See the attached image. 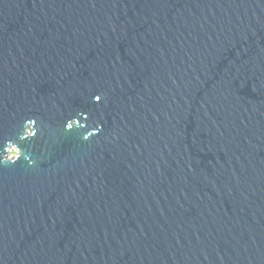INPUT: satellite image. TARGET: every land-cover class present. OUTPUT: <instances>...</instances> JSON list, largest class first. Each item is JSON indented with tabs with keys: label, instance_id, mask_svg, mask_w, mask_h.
Instances as JSON below:
<instances>
[{
	"label": "water",
	"instance_id": "water-1",
	"mask_svg": "<svg viewBox=\"0 0 264 264\" xmlns=\"http://www.w3.org/2000/svg\"><path fill=\"white\" fill-rule=\"evenodd\" d=\"M0 264H264V0H0Z\"/></svg>",
	"mask_w": 264,
	"mask_h": 264
},
{
	"label": "rangeland",
	"instance_id": "rangeland-1",
	"mask_svg": "<svg viewBox=\"0 0 264 264\" xmlns=\"http://www.w3.org/2000/svg\"><path fill=\"white\" fill-rule=\"evenodd\" d=\"M15 151L14 150H11V154H13Z\"/></svg>",
	"mask_w": 264,
	"mask_h": 264
}]
</instances>
